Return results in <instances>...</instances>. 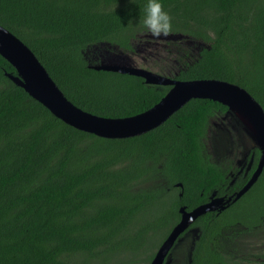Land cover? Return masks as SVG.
Segmentation results:
<instances>
[{
	"label": "trees",
	"instance_id": "trees-1",
	"mask_svg": "<svg viewBox=\"0 0 264 264\" xmlns=\"http://www.w3.org/2000/svg\"><path fill=\"white\" fill-rule=\"evenodd\" d=\"M146 3L0 0V25L35 53L76 106L103 117H127L154 106L167 88L88 64L99 60L102 49L112 50L109 45L130 51L132 41L149 32L141 22ZM161 3L171 17L168 33L210 45L197 60L190 51L168 56L178 63L177 79L235 83L264 109V0ZM7 73L15 69L0 55V264H109L105 260L127 242L129 228L146 242L163 231L159 248L181 219L179 207L191 210L203 203L217 182L220 174L200 142L212 101L192 99L151 131L107 139L56 118ZM178 182L181 197L173 187ZM262 214L241 217L249 232ZM221 221L201 219L191 263L193 235L183 234L171 264H221ZM257 245V237L246 238L242 252ZM130 247L111 264H128L134 256ZM155 254L140 264H150ZM233 263L234 258L228 262Z\"/></svg>",
	"mask_w": 264,
	"mask_h": 264
},
{
	"label": "water",
	"instance_id": "water-1",
	"mask_svg": "<svg viewBox=\"0 0 264 264\" xmlns=\"http://www.w3.org/2000/svg\"><path fill=\"white\" fill-rule=\"evenodd\" d=\"M152 35L150 32L138 35L137 39ZM153 36V35H152ZM157 38H187L181 33H167L154 36ZM112 50L104 48L99 53V60L89 61L88 67L95 70L115 72L138 76L148 85H172L162 99L151 108L127 117H103L85 111L71 102L41 64L35 53L16 35L0 25V55L15 69V73H7L10 80L23 88L30 97L44 105L53 116L64 123L107 139H124L144 134L163 124L169 117L192 99H210L220 101L234 110L244 123L252 141L261 151V160L255 173L247 185L237 193L238 199L255 182L264 166V109L261 104L243 87L220 79L179 80L175 74L164 75L152 70L150 64L142 57L135 55L136 49L124 51L117 46ZM139 51V48H137ZM142 55V54H141ZM223 199L201 204L191 211L180 209V222L173 228L157 250L150 264H171L169 251L183 234L196 235L198 228H190L202 215L220 211L225 207ZM231 198L228 200V202ZM190 228V231L187 230ZM194 242V240H193ZM192 248V247H191ZM192 250L189 253L191 263Z\"/></svg>",
	"mask_w": 264,
	"mask_h": 264
},
{
	"label": "flooded vegetation",
	"instance_id": "flooded-vegetation-1",
	"mask_svg": "<svg viewBox=\"0 0 264 264\" xmlns=\"http://www.w3.org/2000/svg\"><path fill=\"white\" fill-rule=\"evenodd\" d=\"M187 36V38L175 40L157 38L152 35L144 36L142 39L132 41V49L135 48V55L142 57L145 62H152V64L158 63L163 66L157 68L155 71L164 75L175 74V71L178 69L176 67L178 63L174 60L173 65L169 61L168 56L176 57L181 53L185 57L186 52L190 51L189 54L193 57V60H197L203 48L210 47L209 43L204 42L203 39L198 40L192 36ZM137 48H139V51ZM184 60L193 63L191 58H184L182 61ZM177 75H174L176 79L178 77ZM153 86L167 88V92L172 88V85ZM210 101H212V104H210L207 117L202 125L200 142L204 144L207 162L210 165H214V169H216V172L220 176L217 182L213 184V187L209 189L205 195V201L201 204L213 202L216 199H223L221 204H224L226 208L220 211L208 212L200 216L201 218L199 217L190 227L199 229L196 235L192 234L193 240L194 242L195 240H200V223L202 218H209L211 220V218L220 216L224 227L225 239L221 244L223 254L221 264H228L233 258L237 262L233 264H264V166L255 182L238 199H235L237 193L247 185L257 170L261 160V151L252 141L244 123L234 113L233 109L223 102ZM173 187L179 189L178 195L181 197L183 194V184L178 182ZM230 198L231 200L228 202ZM245 204L247 205L246 210H239V207ZM182 207L186 211H191L195 208L188 210L186 205H181L178 210L181 215L180 209ZM261 212H263L260 216L261 221L249 232V229L245 226L246 223L241 217L250 216L253 218ZM190 228L187 230L190 231ZM231 236H235V241L229 238ZM255 237H257L258 245L249 252H242L245 239ZM193 240L191 245L192 252L195 248ZM208 243L210 241L206 242V244ZM175 246L176 242L167 255V257L170 255L171 262L173 261L171 251ZM203 251L204 248H201L198 254L203 256ZM198 260L199 262L206 261L201 258ZM207 260H210V257Z\"/></svg>",
	"mask_w": 264,
	"mask_h": 264
},
{
	"label": "rangeland",
	"instance_id": "rangeland-1",
	"mask_svg": "<svg viewBox=\"0 0 264 264\" xmlns=\"http://www.w3.org/2000/svg\"><path fill=\"white\" fill-rule=\"evenodd\" d=\"M247 205H242L239 207V210H246ZM245 209V210H244ZM130 229H128V235L125 236L127 239V242L124 243L122 246H120L117 250H115L109 258H107L105 261H110L109 264H111V260L114 262L118 259V256L122 251H124L126 248L130 247V251H132V255H134L128 262V264H140L141 262H145L154 251L157 252L158 244L161 240V236L163 234V231H160L155 234L154 238L150 240L149 242L144 241V239H135V232L130 233ZM126 232V231H125ZM126 252V251H124ZM128 261V259H127Z\"/></svg>",
	"mask_w": 264,
	"mask_h": 264
},
{
	"label": "clouds",
	"instance_id": "clouds-1",
	"mask_svg": "<svg viewBox=\"0 0 264 264\" xmlns=\"http://www.w3.org/2000/svg\"><path fill=\"white\" fill-rule=\"evenodd\" d=\"M141 22L153 36L166 35L171 29L170 14L162 7L161 0H147Z\"/></svg>",
	"mask_w": 264,
	"mask_h": 264
}]
</instances>
